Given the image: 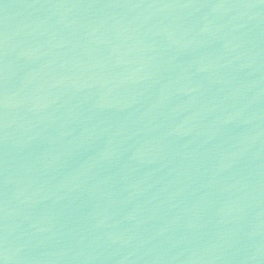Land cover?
Here are the masks:
<instances>
[{
	"label": "water",
	"instance_id": "95a60500",
	"mask_svg": "<svg viewBox=\"0 0 264 264\" xmlns=\"http://www.w3.org/2000/svg\"><path fill=\"white\" fill-rule=\"evenodd\" d=\"M0 264H264V0H0Z\"/></svg>",
	"mask_w": 264,
	"mask_h": 264
}]
</instances>
